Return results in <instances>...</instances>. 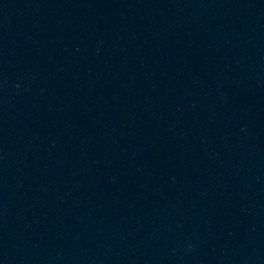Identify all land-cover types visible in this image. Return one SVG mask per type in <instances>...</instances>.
I'll return each mask as SVG.
<instances>
[{"label":"water","instance_id":"1","mask_svg":"<svg viewBox=\"0 0 264 264\" xmlns=\"http://www.w3.org/2000/svg\"><path fill=\"white\" fill-rule=\"evenodd\" d=\"M0 264H264V0H0Z\"/></svg>","mask_w":264,"mask_h":264}]
</instances>
